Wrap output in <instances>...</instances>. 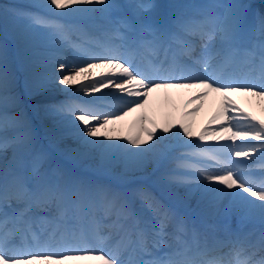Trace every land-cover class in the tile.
I'll return each mask as SVG.
<instances>
[{"label": "snow or ice", "instance_id": "1", "mask_svg": "<svg viewBox=\"0 0 264 264\" xmlns=\"http://www.w3.org/2000/svg\"><path fill=\"white\" fill-rule=\"evenodd\" d=\"M33 7L44 11L11 10L19 34L30 40L43 33L57 51L74 50L67 62L40 60L48 71L35 86L55 79L89 97L55 109L68 118L79 156L142 165L178 146L195 150L161 181L184 189L170 193L176 203L144 189L107 190L102 204L89 201L86 220L71 215L65 202L78 206L90 189L36 150L0 46V264H264V255L253 259L264 253V10L247 0L167 9L155 0H37ZM97 21L110 29V41L88 39ZM102 89L115 91L93 97ZM237 97L254 101L262 115ZM210 103L215 110L197 130ZM193 200L202 217L219 218L205 228L223 239L209 243L189 222ZM234 213L237 230L229 225ZM250 221L261 226L255 244V231L244 230Z\"/></svg>", "mask_w": 264, "mask_h": 264}, {"label": "bare ground", "instance_id": "2", "mask_svg": "<svg viewBox=\"0 0 264 264\" xmlns=\"http://www.w3.org/2000/svg\"><path fill=\"white\" fill-rule=\"evenodd\" d=\"M13 9H18L21 6L17 5V7L13 4ZM44 67H36L31 70V73H40L41 75H45L47 71H43ZM67 71V69H66ZM16 79L17 83L19 84L18 87H21L22 90H24L25 93L30 92V96L27 97L28 101L30 102L31 107L35 108L34 112L36 114V117L39 118L40 112L43 111V115L46 118L47 121H42V126L44 127V130L42 127L34 126L35 117H32L30 124L32 129L35 132V138L42 137V141H44V136L47 135L45 131H47V126L51 128V131L61 133L62 139L66 140L61 142L60 138H58V146L55 145L59 152H62L66 154V157L70 159L72 162L70 165H75V168L80 166L82 170L85 171V173H82L81 177H89V178H95L98 176L99 178L104 177L106 179H114V181H118L127 186V189L129 188L132 190V192L144 189V186L146 185L150 190L154 191V194H160L163 197H167L168 192L176 191L179 193V189H170L167 188L161 183L162 179L169 173L172 172V168H177L179 164L181 163L180 158L175 157V155H178L181 151L184 152L187 148L183 146H178L175 148V150L169 152L166 158L160 160V161H149L142 165H136L133 162H124L122 160H112V161H104L102 162L98 157L96 156H79L77 153L80 150V146L76 139H74L70 133L69 129L66 124L67 117H64L57 112H55L53 109H49L46 111L48 107H40L41 105L51 103V100L55 98L52 94H42V95H35L36 92H41V90L44 92H62L66 90L65 86L58 85L55 79L49 80L44 86L39 88L40 90H36V86L34 82L36 80L30 79V78H23L20 77V74L13 75ZM16 86V85H15ZM74 91V90H73ZM115 91V89H111V92ZM75 92V91H74ZM81 94L80 92L75 93L76 96ZM44 97H47V99L44 100ZM33 98L36 100L37 104H34ZM32 101V102H31ZM24 103V100L22 101ZM54 106H59L60 102L58 99H54L53 102ZM55 109V108H54ZM215 105L210 103L209 105H206V108L204 112H202L199 116H197V130L204 127V125L207 123V118L211 115V113L214 111ZM45 110V111H44ZM39 114V115H37ZM40 119V118H39ZM131 119V118H129ZM38 122V123H37ZM37 124L40 123L39 120L36 121ZM63 127H66L68 130H64ZM127 125L125 124V130ZM41 132V133H40ZM45 132V133H44ZM53 134V133H49ZM13 135V133L10 134V136ZM46 139H50V137H47ZM42 145H44L45 149L44 151L48 153V155H54L56 152H54L53 147L49 148L46 146V143L41 142ZM36 150L37 147L35 146ZM60 148V149H59ZM9 153L11 150L8 151ZM57 154V153H56ZM12 156L11 154L7 155V157L10 159ZM55 156V155H54ZM65 157V158H66ZM97 158V159H96ZM96 159V160H95ZM60 160V159H57ZM95 161V162H93ZM73 165V166H74ZM52 167H54V164H52ZM61 168L65 171V166H61ZM66 173V172H65ZM66 178L70 179V174H66ZM72 180V179H70ZM111 184L114 185V188L116 191L118 189L123 188L124 186L121 185H115L113 181L109 180ZM183 188H181V191ZM138 204V203H137ZM140 207V205L138 204ZM238 213H234L235 216H237ZM236 219V218H235Z\"/></svg>", "mask_w": 264, "mask_h": 264}, {"label": "rangeland", "instance_id": "3", "mask_svg": "<svg viewBox=\"0 0 264 264\" xmlns=\"http://www.w3.org/2000/svg\"><path fill=\"white\" fill-rule=\"evenodd\" d=\"M13 2L17 3V2H22V3H26L29 5H34L37 0H0V9H8V13L5 14L3 11H0V39H3L7 42L8 46L5 47V50L7 52V54H15L17 56H19V60L22 64V66H20V64L18 65L20 68H16V66L13 69L14 70H20L21 72H25L26 69V62H29V57L31 56H37L40 55V48L39 46L41 45H48L47 41V36L44 35L43 33H41L40 35L36 36L33 39H25L23 38L20 34H19V29L17 27V25L15 24L14 21V17L11 14V10H13ZM2 29V30H1ZM15 45L17 46V49L13 50V48H15ZM31 52V53H30ZM35 59V58H34ZM34 59H30V60H34ZM36 62L39 63V59H35ZM13 65H15V62L13 63ZM17 65V64H16ZM24 65V66H23ZM25 69V70H24ZM46 69V68H45ZM41 76V74H36L35 80L39 79ZM39 88L41 87H36V90H40ZM68 89V88H66ZM62 93V89L60 90ZM46 92V91H44ZM42 90L41 92H37V93H44ZM49 93V92H46ZM47 110V109H46ZM60 138V137H58ZM61 142L66 141L64 139H60ZM97 159V158H96ZM95 159V160H96ZM95 162V161H93Z\"/></svg>", "mask_w": 264, "mask_h": 264}]
</instances>
